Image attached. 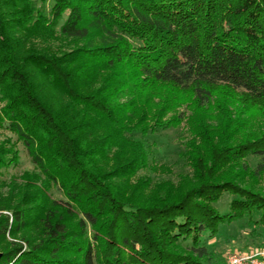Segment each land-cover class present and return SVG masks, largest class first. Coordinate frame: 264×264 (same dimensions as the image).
Instances as JSON below:
<instances>
[{"label":"trees","instance_id":"obj_1","mask_svg":"<svg viewBox=\"0 0 264 264\" xmlns=\"http://www.w3.org/2000/svg\"><path fill=\"white\" fill-rule=\"evenodd\" d=\"M38 1L0 0V127L39 171L0 202L11 212L0 218V264H216L208 240L221 225L245 216L264 227V190L219 174L249 156L253 175L264 172V131L233 141L236 121H202L203 146L188 141L192 174L178 183L130 181L147 164L133 135L173 123L158 119L164 100L143 123L158 85L191 89L200 106L226 86L244 97L235 113L246 103L264 113V0ZM12 152L0 144V167ZM51 184L66 200L49 198Z\"/></svg>","mask_w":264,"mask_h":264},{"label":"rangeland","instance_id":"obj_2","mask_svg":"<svg viewBox=\"0 0 264 264\" xmlns=\"http://www.w3.org/2000/svg\"><path fill=\"white\" fill-rule=\"evenodd\" d=\"M40 6V2L36 0L35 3ZM48 4V3H47ZM81 41H70L66 50L72 48L75 44ZM144 98V97H143ZM243 96L239 91H234L226 86H217L212 90L211 102L207 105L200 106L197 100L193 97L191 89H178L167 85H158L152 92V99L148 106L146 118L143 123H150L154 120L153 114L156 113V106L161 100L171 102L166 109L160 111L159 120L164 122L172 119L173 123L165 128L149 131L145 134L135 133L136 138L144 148L147 156V164L137 171V173L130 178L131 183L140 181V185L148 184L151 189L153 184L162 180L171 181L173 184L178 183L181 176L184 174L191 175L192 171L187 164L185 155L186 144L191 139H194L197 144L203 146L200 138L195 134L204 121L211 129L219 127H227L230 129L232 122L238 123L239 129H233L235 135L233 141L242 138L241 134L245 130H256L255 134L258 136L264 131V113L261 104H255L251 107L248 103L243 104L242 111L239 109L234 112L231 106H241ZM154 105L151 107V103ZM4 102L0 97V116H2V106ZM253 108V109H252ZM248 109L250 111L248 112ZM239 131V133H237ZM256 136V135H254ZM9 142V143H8ZM0 144H4L6 149L13 150L8 154V158L16 157V161L0 167V202H8V195L10 187L13 183L15 186L23 183L25 173L39 174L38 169L32 163L25 146L17 139L15 133L0 127ZM199 145V146H200ZM246 163L245 168L238 165L229 167L228 169H221L222 172L229 171L232 174H239L242 186L249 187L253 190H264V172L257 178L253 175V169L258 161L256 156H249L244 159ZM228 175V174H226ZM44 180L41 177L36 184H40ZM152 184V185H151ZM150 191H146V193ZM47 194L51 200L60 202L66 200L62 192L50 185L47 189ZM231 196L225 192L217 203V207L221 211H226ZM11 212L6 209H0V218L9 216L11 222ZM79 217V216H77ZM76 217L71 219L74 223ZM33 233V232H31ZM34 234V233H33ZM21 235H16L19 238ZM6 240H12L10 234H5ZM2 244L4 238L0 237ZM210 250L212 252V261L216 264H229L228 257L234 253H249L259 248H264V227H254L247 217L233 220L224 223L219 228V233L208 240Z\"/></svg>","mask_w":264,"mask_h":264},{"label":"built area","instance_id":"obj_3","mask_svg":"<svg viewBox=\"0 0 264 264\" xmlns=\"http://www.w3.org/2000/svg\"><path fill=\"white\" fill-rule=\"evenodd\" d=\"M228 260L229 264H264V248L249 253H234Z\"/></svg>","mask_w":264,"mask_h":264},{"label":"water","instance_id":"obj_4","mask_svg":"<svg viewBox=\"0 0 264 264\" xmlns=\"http://www.w3.org/2000/svg\"><path fill=\"white\" fill-rule=\"evenodd\" d=\"M0 255H1V253H0Z\"/></svg>","mask_w":264,"mask_h":264}]
</instances>
